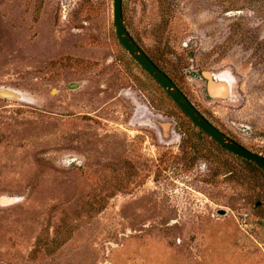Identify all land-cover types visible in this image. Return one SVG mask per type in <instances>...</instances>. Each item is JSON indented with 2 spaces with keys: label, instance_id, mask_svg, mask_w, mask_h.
<instances>
[{
  "label": "rangeland",
  "instance_id": "374dc122",
  "mask_svg": "<svg viewBox=\"0 0 264 264\" xmlns=\"http://www.w3.org/2000/svg\"><path fill=\"white\" fill-rule=\"evenodd\" d=\"M123 13L192 101L264 155V0H124ZM137 62L114 0H0V87L23 95H0V264H264V171L200 133ZM204 71L230 76L227 99Z\"/></svg>",
  "mask_w": 264,
  "mask_h": 264
},
{
  "label": "water",
  "instance_id": "95a60500",
  "mask_svg": "<svg viewBox=\"0 0 264 264\" xmlns=\"http://www.w3.org/2000/svg\"><path fill=\"white\" fill-rule=\"evenodd\" d=\"M123 1L114 0V25L116 33L121 43L128 52L162 85L165 91L172 99L185 111V113L198 125L202 130L210 134L225 149L250 160H253L264 168V155L253 151L230 137L209 120L186 95V93L177 85V83L160 68L149 54L140 46L134 36L131 34L124 20ZM207 78L208 93L217 98H226L231 92V83L225 77L216 78L212 72L204 71ZM78 83H71L70 87L75 88ZM0 95L11 98H22L23 95L14 89L0 87ZM15 200L14 197H3V203H9ZM226 210L221 209L220 213Z\"/></svg>",
  "mask_w": 264,
  "mask_h": 264
},
{
  "label": "trees",
  "instance_id": "16d2710c",
  "mask_svg": "<svg viewBox=\"0 0 264 264\" xmlns=\"http://www.w3.org/2000/svg\"><path fill=\"white\" fill-rule=\"evenodd\" d=\"M138 63V62H137ZM139 64V63H138ZM142 68L144 69V71L145 72H147L146 70H145V68L142 66ZM151 78H153L152 76H151ZM154 79V78H153ZM158 83V82H157ZM159 84V83H158ZM160 85V84H159ZM161 86V85H160ZM161 88H162V86H161ZM167 94V93H166ZM168 96H169V94H167ZM169 98H171L170 96H169ZM171 100H172V98H171ZM175 105L183 112V114L189 119V121L198 129V131L200 132V133H202L203 135H206V136H209L212 140H213V142H215L220 148H222L223 150H225V151H228L229 153H231V154H233V155H235V156H237L238 158H240V159H242V160H244L247 164H250V165H254V166H257L258 168H260L262 171H264V168L262 167V166H260L259 164H257L256 162H254L253 160H250V159H247V158H244V157H241V156H239V155H237V154H235V153H233V152H231V151H229V150H227V149H225L220 143H218L210 134H208L207 132H205L204 130H202L198 125H196L193 121H192V119L182 110V108L177 104V103H175Z\"/></svg>",
  "mask_w": 264,
  "mask_h": 264
},
{
  "label": "flooded vegetation",
  "instance_id": "af4514ba",
  "mask_svg": "<svg viewBox=\"0 0 264 264\" xmlns=\"http://www.w3.org/2000/svg\"><path fill=\"white\" fill-rule=\"evenodd\" d=\"M150 56V55H149ZM151 57V56H150ZM152 58V57H151ZM153 59V58H152ZM154 60V59H153ZM155 61V60H154ZM139 63V62H138ZM155 63L160 67V68H162L160 65H159V63L158 62H156L155 61ZM140 64V63H139ZM141 65V64H140ZM142 66V65H141ZM163 69V68H162ZM146 70V69H145ZM164 70V69H163ZM147 71V70H146ZM165 71V70H164ZM148 72V71H147ZM149 73V72H148ZM166 73L172 78V76L166 71ZM213 74H214V76L216 77V78H218V77H223V76H228V77H230L229 75H225V73L226 72H221V73H216V72H212ZM152 76V75H151ZM204 76V75H203ZM153 77V76H152ZM205 77V76H204ZM154 78V77H153ZM155 79V78H154ZM173 79V78H172ZM205 79H206V90H207V94H208V96H210V97H212L213 99H219V100H225V99H227L228 97H226V98H217V97H213V96H211L209 93H208V89H207V78L205 77ZM156 80V79H155ZM174 80V79H173ZM158 82V81H157ZM159 83V82H158ZM232 84V83H231ZM161 85V84H160ZM162 86V85H161ZM231 92H232V85H231ZM230 92V93H231ZM187 95V94H186ZM170 96V95H169ZM188 96V95H187ZM189 97V96H188ZM172 98V97H171ZM190 98V97H189ZM191 99V98H190ZM192 100V99H191ZM196 106H197V104L194 102V101H192ZM198 107V106H197ZM198 109L209 119V120H211L210 119V117L207 115V113L206 112H204L202 109H200L199 107H198ZM183 110V109H182ZM184 111V110H183ZM185 112V111H184ZM212 121V120H211ZM213 122V121H212ZM214 123V122H213ZM215 124V123H214ZM216 125V124H215ZM217 127H219L223 132H225L224 131V129H222L220 126H218V125H216ZM226 133V132H225Z\"/></svg>",
  "mask_w": 264,
  "mask_h": 264
},
{
  "label": "bare ground",
  "instance_id": "6f19581e",
  "mask_svg": "<svg viewBox=\"0 0 264 264\" xmlns=\"http://www.w3.org/2000/svg\"><path fill=\"white\" fill-rule=\"evenodd\" d=\"M225 75H226V74H225ZM223 77H225L227 80L230 81V83H232V79H231L230 77H228V76H223Z\"/></svg>",
  "mask_w": 264,
  "mask_h": 264
}]
</instances>
